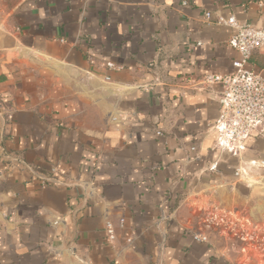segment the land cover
<instances>
[{"label":"crops","instance_id":"crops-1","mask_svg":"<svg viewBox=\"0 0 264 264\" xmlns=\"http://www.w3.org/2000/svg\"><path fill=\"white\" fill-rule=\"evenodd\" d=\"M263 2L0 0V264H231L193 201L245 212L264 140L217 149L222 87L190 82L234 73L215 21L264 27Z\"/></svg>","mask_w":264,"mask_h":264},{"label":"built area","instance_id":"built-area-1","mask_svg":"<svg viewBox=\"0 0 264 264\" xmlns=\"http://www.w3.org/2000/svg\"><path fill=\"white\" fill-rule=\"evenodd\" d=\"M259 6L264 7V2ZM209 17L210 14L206 13L205 19ZM215 23L233 31L229 46L238 54L232 63L234 73L226 76L207 75L200 84L191 81L190 85L193 91H201L213 84L221 85L222 91L217 97L219 116L213 125L217 133L216 148L238 157L245 150V143L250 137L264 140V80L259 73L246 68L252 53L264 50V27L241 23L234 16H219ZM210 169L215 170V166ZM235 172L239 174L238 169ZM122 224L123 220L120 219L118 227L121 228ZM104 232L108 242H112L115 237L114 225L106 222ZM194 238L200 242L207 241V237L201 233Z\"/></svg>","mask_w":264,"mask_h":264},{"label":"rangeland","instance_id":"rangeland-1","mask_svg":"<svg viewBox=\"0 0 264 264\" xmlns=\"http://www.w3.org/2000/svg\"><path fill=\"white\" fill-rule=\"evenodd\" d=\"M245 172L253 178L252 182L244 180L240 169L242 180L252 188L247 210L239 212L236 207L212 204L199 194L192 208L200 217L193 228L204 233L231 264H264V169L253 173L249 168Z\"/></svg>","mask_w":264,"mask_h":264},{"label":"bare ground","instance_id":"bare-ground-1","mask_svg":"<svg viewBox=\"0 0 264 264\" xmlns=\"http://www.w3.org/2000/svg\"><path fill=\"white\" fill-rule=\"evenodd\" d=\"M246 177H245V180H248V182H252L253 181V178H251V176H248V178H247V175H245Z\"/></svg>","mask_w":264,"mask_h":264},{"label":"water","instance_id":"water-1","mask_svg":"<svg viewBox=\"0 0 264 264\" xmlns=\"http://www.w3.org/2000/svg\"><path fill=\"white\" fill-rule=\"evenodd\" d=\"M71 243H72V241L68 242V243H67V247H69Z\"/></svg>","mask_w":264,"mask_h":264}]
</instances>
